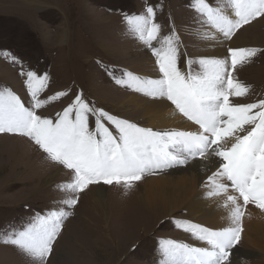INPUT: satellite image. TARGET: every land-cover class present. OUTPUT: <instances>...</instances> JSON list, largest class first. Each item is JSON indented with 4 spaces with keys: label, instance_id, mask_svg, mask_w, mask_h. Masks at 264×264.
Masks as SVG:
<instances>
[{
    "label": "snow or ice",
    "instance_id": "obj_1",
    "mask_svg": "<svg viewBox=\"0 0 264 264\" xmlns=\"http://www.w3.org/2000/svg\"><path fill=\"white\" fill-rule=\"evenodd\" d=\"M190 6L197 14L194 19L208 29L203 37L212 41L218 36L231 40L245 25L264 19V0H224L216 6L210 0H190ZM156 15L155 7L148 6L144 14H124V18L156 58L160 76L150 78L126 70L119 76L114 71L110 74L123 87L169 101L174 114L198 126L196 131L140 126L95 107L83 92L53 118L37 114L38 109L67 96L69 90L42 99L50 76L31 69L21 72L31 98L28 106L10 87H0V134L30 138L52 162L72 172L70 181L57 185L65 193L59 201L62 206L38 213L22 228L2 236L3 243L16 246L34 264H46L64 221L73 215L80 193L90 185L102 182L131 189L146 175L186 165L198 157L219 158L216 170L208 175L206 195L225 197L223 206L231 205V226L214 230L191 220H176L178 229L207 246L161 239L159 264H232L229 258L241 240L244 209L252 203L264 210V99L253 103L230 99L246 96L251 87L233 75L237 67L264 50L231 47L223 57L189 58L182 69L180 34L173 24L161 36ZM4 55L23 67L16 56ZM193 64L199 71H193ZM90 117L94 127H90Z\"/></svg>",
    "mask_w": 264,
    "mask_h": 264
},
{
    "label": "rangeland",
    "instance_id": "obj_2",
    "mask_svg": "<svg viewBox=\"0 0 264 264\" xmlns=\"http://www.w3.org/2000/svg\"><path fill=\"white\" fill-rule=\"evenodd\" d=\"M210 2L216 6L223 4L224 0ZM148 6L155 7L156 22L162 26L161 36L167 35L173 24L180 34L179 66L182 69L189 58L223 57L226 54H217L212 41L203 37L202 33L208 29L197 22L198 18L194 19L197 14L192 10L190 0H0V87H10L28 106L31 98L26 76L21 72L31 69L38 74L47 73L50 81L41 94L42 99L65 90H69V94L38 109L37 114L53 118L72 102L77 93L83 92L95 107L150 127L145 116L135 110L136 106L128 105L125 100L132 93L149 97L117 84L110 74L114 71L119 76L121 70H126L146 77L160 76L156 58L130 30L124 18V14H144ZM254 22L237 31L231 40H220L225 51L231 47L264 50V19L253 26ZM255 38L258 44L253 42ZM234 40L236 44H231ZM5 52L16 56L23 62V67L5 57ZM192 68L199 71L196 64ZM233 75L251 87L246 96L230 99L237 103L264 99V54L258 53L250 62L238 66ZM193 126L186 130L196 131L198 126ZM90 127H94L93 117H90ZM13 146L21 149L15 159ZM28 147L30 153L27 155ZM178 166L184 165L174 167ZM47 173H57L56 179L49 182ZM147 176L156 174L146 175L131 189L117 184L104 185L114 199L118 197L116 193H121L137 204L139 200L135 199V194L145 187L143 183ZM71 178V170L52 162L30 138L0 134V264H34L16 246L3 243L2 236L13 228H22L34 215L62 206L59 201L65 193L57 185ZM89 189L80 193L79 203L72 209L73 215L64 221L46 264H159L158 242L161 239L207 246L175 226L176 220L195 219L184 209L171 216H162L152 225L134 229L136 235L131 238L135 232H130L129 223L123 220L127 203L118 205L112 202L107 208L103 204L100 210H93V195ZM240 200L243 206L242 198ZM251 205L255 206L248 204L244 212L249 211ZM88 219L94 220L96 225L89 223ZM108 223L111 227L105 225ZM242 228L241 240L232 250L238 249L235 253L238 257L235 260L233 254L230 261L232 264H264V244L252 239L244 218Z\"/></svg>",
    "mask_w": 264,
    "mask_h": 264
},
{
    "label": "bare ground",
    "instance_id": "obj_3",
    "mask_svg": "<svg viewBox=\"0 0 264 264\" xmlns=\"http://www.w3.org/2000/svg\"><path fill=\"white\" fill-rule=\"evenodd\" d=\"M259 21H261V19L255 21L252 25H257ZM218 37L219 39H217V42L210 41L216 46L217 54H224L226 51L220 41L223 38L221 36ZM253 42L258 44V39L255 38ZM231 44H236V41H232ZM147 71L143 72L146 73ZM146 74H149V72ZM149 77L157 78V76L154 75H150ZM125 100L129 102L128 105L136 106L135 110L140 112L142 116H145L147 124L152 128L186 130L194 127L186 118L179 114H174V106L171 105L169 101L149 99L133 93L127 95ZM32 147L35 146L32 145ZM18 149L21 151L20 146H18ZM18 149L13 146L12 155H14V159L16 157L15 155L19 152ZM29 153L30 147L27 148V155ZM218 163L219 158L215 157H210L209 160L195 158L184 166L166 169L160 172V174H156L154 177L147 176L143 183L145 187L141 189L140 193L135 194V199L137 198L139 200L137 204H135L134 200L123 197L121 193H116L118 197L114 199L111 194L108 193L107 186L104 184L95 186L90 185L89 192L93 195L91 209L100 210L103 204L107 208V205L112 202H116L118 205L127 203L128 209L127 212H125L123 220L125 223H129L131 227L130 232H135L130 235L131 238H134L136 235L134 229L144 227L145 224L152 225V223L160 217L165 215L171 216L179 209L189 211L195 218L193 220L195 223H199L206 227L218 228L219 230L231 226L229 216L231 205L228 207L223 206L225 197L219 196L209 198L206 195L208 190V183L206 182L208 181V175L216 170L215 165ZM47 176V180L52 182L56 179L57 173H47ZM230 194L234 193L230 192ZM119 198L122 200L119 201ZM239 203H242L241 200ZM97 205L100 207H97ZM100 217L101 215L99 218ZM243 218L244 225L248 227V233L252 236V239H255L258 243L264 244V210L251 205L249 211L244 212ZM87 221H90L89 223L91 224L94 223V226L96 225L94 220L88 219ZM249 222H251V224H248ZM105 225L111 227L110 223ZM147 228L148 227L145 229ZM109 230H111V228ZM237 250L238 249L233 251L235 260L238 257L235 254L238 253Z\"/></svg>",
    "mask_w": 264,
    "mask_h": 264
}]
</instances>
